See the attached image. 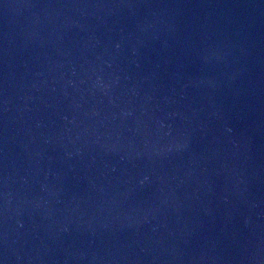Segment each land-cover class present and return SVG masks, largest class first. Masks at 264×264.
Listing matches in <instances>:
<instances>
[{
    "label": "water",
    "instance_id": "water-1",
    "mask_svg": "<svg viewBox=\"0 0 264 264\" xmlns=\"http://www.w3.org/2000/svg\"><path fill=\"white\" fill-rule=\"evenodd\" d=\"M0 264H264V0H0Z\"/></svg>",
    "mask_w": 264,
    "mask_h": 264
}]
</instances>
